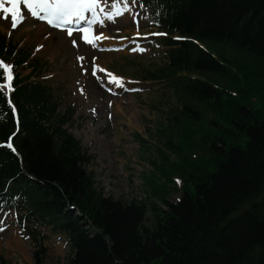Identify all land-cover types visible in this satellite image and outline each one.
<instances>
[{
	"label": "trees",
	"instance_id": "obj_1",
	"mask_svg": "<svg viewBox=\"0 0 264 264\" xmlns=\"http://www.w3.org/2000/svg\"><path fill=\"white\" fill-rule=\"evenodd\" d=\"M150 6L160 29L187 39H165L172 47L167 65L148 73L172 83L185 101L165 145L180 163L161 161L159 178L148 180L150 202L103 198L82 169L89 158L57 131L56 140L46 134L21 140L23 164L36 181L19 184H31L26 193L38 217L66 234L68 264H264V111L256 118L241 104L248 94L264 100V0H152ZM206 112L234 126L237 133L222 130L241 144L228 146L204 129L199 121ZM196 150L206 156L191 160ZM0 161L1 185L16 160L1 153ZM174 176L190 184L172 205L166 198ZM41 255L34 254L35 264Z\"/></svg>",
	"mask_w": 264,
	"mask_h": 264
},
{
	"label": "rangeland",
	"instance_id": "obj_2",
	"mask_svg": "<svg viewBox=\"0 0 264 264\" xmlns=\"http://www.w3.org/2000/svg\"><path fill=\"white\" fill-rule=\"evenodd\" d=\"M131 18L137 23L126 20L121 26L101 27L100 37L106 43H115L118 37L137 32L141 36H149L153 31L149 26L146 11L138 5ZM3 30L4 27L0 25V31L4 33ZM27 31L34 32L35 35L27 34ZM9 38L19 42V47L29 50L31 58H38L48 63L44 79L62 93L59 110L64 112L67 108H75V114L65 129L70 134L73 132L79 134L80 141H84L82 149L92 156L93 159L84 166V169L87 174L93 176L95 189L105 198L124 203L133 200L146 202L149 196V189L146 187L148 178L154 173L151 164L157 163L160 158L163 159L167 152L162 145L169 139V127H179L176 117L179 119L184 104L181 94H176L173 87L166 82L139 83L135 80L143 68L163 65L164 49L156 45L154 40L148 39L141 42L144 52L140 55L129 50L98 53L91 48L87 50L76 37L49 34L41 27L37 30L32 27L11 33ZM43 39H47V42L41 43ZM37 47H41V50ZM80 57L83 59H78ZM94 62L100 65L102 70L121 76L120 89L116 96L112 97L106 93L97 79L91 76L90 67ZM25 74L26 72L22 73ZM134 88L137 89L135 94L131 93V89ZM91 92L94 95L98 94V101L101 98L103 105L102 113L96 116L92 115L89 109L92 101L89 98ZM243 106L258 118L264 111V100L253 97ZM205 119L206 122L202 121L203 126L207 127L210 133L224 140L228 146L241 144L239 138L230 136L228 131L222 130V127H225L237 133L229 122L214 118L211 121V115L207 112ZM143 141L145 144L142 146ZM172 141L176 143L175 138ZM179 198L180 192L173 193L168 201L173 203ZM156 205L162 207V203ZM3 220L6 223H13L14 216L8 213L5 219L0 217V229L4 225H1ZM152 223L153 218L148 214L145 226L151 227ZM36 229L40 228L36 227ZM41 231L44 238L40 243L21 238V234L24 233H19L17 228L13 232L15 237L13 240L9 239L10 230L4 232L0 238V261L3 260L8 264H34L32 253L41 247L45 249L42 264H67L72 252L66 237L48 228H43Z\"/></svg>",
	"mask_w": 264,
	"mask_h": 264
},
{
	"label": "snow or ice",
	"instance_id": "obj_3",
	"mask_svg": "<svg viewBox=\"0 0 264 264\" xmlns=\"http://www.w3.org/2000/svg\"><path fill=\"white\" fill-rule=\"evenodd\" d=\"M7 5V6H5ZM21 6L34 18L46 19L47 23L54 27H62L63 25L70 24L73 18L83 19V13L85 11H95L96 0H0V13H3V18L7 19L10 17L11 26L17 27L18 21H23L25 13L21 11ZM43 13V15H41ZM83 41L87 44H92L93 39L90 38L89 30L82 28ZM68 34L71 36V29H68ZM75 44V41L73 42ZM78 59H83L82 57ZM12 65H9L3 61H0V69L7 74L6 80L11 81L12 75L10 69ZM93 74L97 72L95 66H93ZM110 84L120 85L118 80L111 73H108ZM3 87L11 90L9 84L3 85ZM11 147V145H9Z\"/></svg>",
	"mask_w": 264,
	"mask_h": 264
},
{
	"label": "bare ground",
	"instance_id": "obj_4",
	"mask_svg": "<svg viewBox=\"0 0 264 264\" xmlns=\"http://www.w3.org/2000/svg\"><path fill=\"white\" fill-rule=\"evenodd\" d=\"M190 40H192V39H190ZM232 94H234L233 92H231V95ZM235 95H236V97H237V93L235 92ZM99 96H101V93H100V95ZM90 109H93L92 111L94 112V113H98V114H101L102 113V111H103V105H102V103L100 102V101H98V96L97 95H93V97H92V102L90 103V107H89ZM73 135L75 136V138H77V139H80V136H78L76 133H73ZM81 145H84V141L83 142H81ZM220 145V144H219ZM220 147H221V145H220ZM224 152H225V150H224ZM173 155H175V153H173ZM203 156H206L205 154H203ZM168 161V163L170 164V165H172V161L171 160H167ZM174 161L175 162H180L181 161V158L180 157H176V158H174ZM204 161V160H203ZM161 165V163H159V164H156V166H154V170H153V172L154 173H152L151 174V176L153 177V176H156V175H158V166H160ZM188 172V171H187ZM181 180V179H180ZM186 183H188V182H186ZM168 191H169V195H171V194H173V193H178L179 191L177 190V192H175V190H174V188L173 187H168ZM181 193H183L184 194V189L181 191ZM148 195L150 196V194H149V191H148ZM148 196V199H147V201L146 202H141V203H147V202H150L151 201V197H149ZM168 197L166 198V201L168 202V203H170L169 201H168ZM133 201H135V200H133ZM132 202V201H131ZM138 202V201H137ZM179 201H176V202H173V203H170V204H172V205H175V204H177ZM130 203V202H129ZM158 206V205H157ZM160 208H162L163 210H166V207L165 206H163V204H162V207H160ZM149 214V213H148ZM147 214V215H148ZM152 217V216H151ZM146 218H147V216H146ZM145 223H146V221H145ZM10 239H12V237L10 238ZM17 243V242H16Z\"/></svg>",
	"mask_w": 264,
	"mask_h": 264
}]
</instances>
